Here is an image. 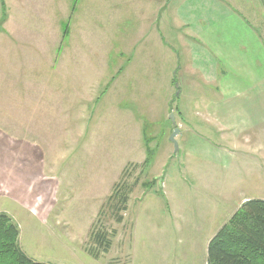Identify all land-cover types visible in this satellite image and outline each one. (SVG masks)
Returning <instances> with one entry per match:
<instances>
[{
  "label": "rangeland",
  "instance_id": "374dc122",
  "mask_svg": "<svg viewBox=\"0 0 264 264\" xmlns=\"http://www.w3.org/2000/svg\"><path fill=\"white\" fill-rule=\"evenodd\" d=\"M82 1L71 20L58 0L37 19L14 17L0 37V212L36 261L206 264L209 239L241 197L264 196V134L248 122L243 168L232 137L195 103L224 96L213 65L194 69L195 29L231 4L264 35V0ZM243 90L239 98L264 95ZM256 157L258 175L247 170ZM117 182H135L121 222L104 206ZM100 227L112 244L95 259L89 232Z\"/></svg>",
  "mask_w": 264,
  "mask_h": 264
},
{
  "label": "crops",
  "instance_id": "0c3cea01",
  "mask_svg": "<svg viewBox=\"0 0 264 264\" xmlns=\"http://www.w3.org/2000/svg\"><path fill=\"white\" fill-rule=\"evenodd\" d=\"M68 1L70 3V15L68 18L71 20L74 17L75 10L77 11L79 9L77 4L79 2L83 3V1ZM57 3L58 0H0V37L8 33V26L13 24L14 17L18 20L16 21L17 25L24 24L25 19L29 17L37 19L36 16L38 15H35L34 10L49 7L54 9L57 8ZM222 4L224 5L221 2L220 7L223 6ZM225 7L226 15L216 16L210 22L208 29H195L198 33L196 35L197 37L195 36L196 40H200L203 43H198L200 48L194 49V55H199V60L197 61L200 62L194 68L195 71L198 68L200 71L206 73L201 70L206 66V60L209 66L213 65L212 72L215 75L209 77V80L218 84V86L214 87L216 88L214 93L220 91L221 95L223 92L224 96L219 98L217 95L210 94L208 98H199L200 100L195 103L197 105H207L210 117L218 120L220 128L223 127L225 134L228 135L227 137H232L231 144L240 153V162L244 168L245 160L248 158H244V155L249 152L248 146L250 145L247 139H242L245 136L242 134L248 127V122H255L253 126L256 124L258 128L260 127L262 129L260 131H263L262 134H264V95L262 96L261 91V96H256V98L248 96L239 98L237 95L245 92L243 88L248 91L254 88L264 91V35H262L261 31L259 33L258 30H254L250 22L243 18V16L238 15V11H236L234 5L230 4V6L227 5ZM11 9H16V16ZM25 10H32V12H25ZM44 16L46 17L47 14L44 13ZM216 69L220 70L219 76L217 75ZM244 81L246 82V87H241ZM250 84H253V86L248 87ZM237 87L241 89L239 90ZM250 105H256V107L250 108ZM260 146H263V148L259 149L258 147ZM256 148H258L256 150L257 152L261 151L264 153V141L258 140ZM262 153L259 158L263 162L264 155ZM259 158L256 157L257 164L254 163V167L247 168V170L252 169V171H256L257 175L260 174L259 169L262 168L258 163ZM234 178L233 176L230 177L229 180L231 181H228V183L235 184L237 180L234 181ZM250 198L264 199V196L252 197L250 195H244L239 202L241 204Z\"/></svg>",
  "mask_w": 264,
  "mask_h": 264
},
{
  "label": "trees",
  "instance_id": "16d2710c",
  "mask_svg": "<svg viewBox=\"0 0 264 264\" xmlns=\"http://www.w3.org/2000/svg\"><path fill=\"white\" fill-rule=\"evenodd\" d=\"M151 150L143 162H150ZM136 182V181H135ZM135 182L133 185H135ZM133 185L117 182L104 206L111 211L116 222L123 219ZM146 186V184H143ZM150 186V184H148ZM88 254L97 259L111 247V238L103 228L91 229ZM0 264H54L28 257L19 244V227L5 212H0ZM107 264H113V260ZM115 264H129L116 263ZM206 264H264V199L250 198L243 201L227 221L210 238Z\"/></svg>",
  "mask_w": 264,
  "mask_h": 264
},
{
  "label": "water",
  "instance_id": "95a60500",
  "mask_svg": "<svg viewBox=\"0 0 264 264\" xmlns=\"http://www.w3.org/2000/svg\"><path fill=\"white\" fill-rule=\"evenodd\" d=\"M170 119H171V122H172V124H173V130H172V132H171V135H170V140L173 142V144H174V149H175V151H177L178 150V144H177V141H176V139H175V136L178 134V131H179V128L176 126V124H175V120H174V115H173V113H171L170 114Z\"/></svg>",
  "mask_w": 264,
  "mask_h": 264
}]
</instances>
